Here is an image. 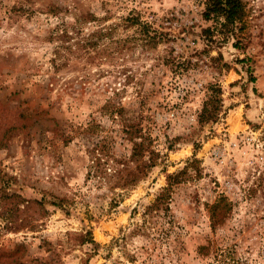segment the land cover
Here are the masks:
<instances>
[{"label": "rangeland", "instance_id": "374dc122", "mask_svg": "<svg viewBox=\"0 0 264 264\" xmlns=\"http://www.w3.org/2000/svg\"><path fill=\"white\" fill-rule=\"evenodd\" d=\"M205 1L0 0V264H264V0Z\"/></svg>", "mask_w": 264, "mask_h": 264}, {"label": "trees", "instance_id": "16d2710c", "mask_svg": "<svg viewBox=\"0 0 264 264\" xmlns=\"http://www.w3.org/2000/svg\"><path fill=\"white\" fill-rule=\"evenodd\" d=\"M203 16L207 20L218 22L226 31L230 32L237 29L238 25L244 21V3L242 0H206ZM216 88L217 91L220 92V86ZM219 107V105H212L208 107V103L206 102L199 115V121L206 122L217 117L216 115ZM107 111L110 115L117 114L119 118H122V122L124 120V124L122 123L124 126L122 130L125 133L126 139L131 141L133 144L132 157L141 158V163L137 166L136 170L138 174H133L131 178L125 180L124 182L123 180L122 182L118 181L120 180L118 176L123 171V161L119 162L116 159H113L116 165L112 168V175L115 178H119L114 181L113 186H120L123 188V186L134 185L136 181L146 176L149 169L155 165L154 157H156V154L151 149L152 145L150 137L144 132L141 126L138 127L132 122L129 115H123L124 108L121 104L114 105L113 103H110L107 105ZM123 117H125V119ZM146 157L147 159H145ZM95 159L97 160V157H95ZM167 180L168 186L165 188L166 191H168L172 184L176 182L175 175L168 174ZM63 200L64 199H58V201H53L52 204L60 207L64 206Z\"/></svg>", "mask_w": 264, "mask_h": 264}]
</instances>
